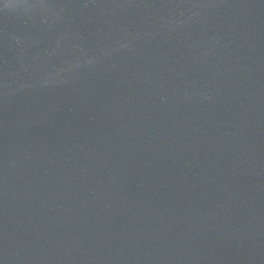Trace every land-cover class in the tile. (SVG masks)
I'll return each mask as SVG.
<instances>
[{"label": "water", "instance_id": "1", "mask_svg": "<svg viewBox=\"0 0 264 264\" xmlns=\"http://www.w3.org/2000/svg\"><path fill=\"white\" fill-rule=\"evenodd\" d=\"M0 264H264V0H0Z\"/></svg>", "mask_w": 264, "mask_h": 264}]
</instances>
